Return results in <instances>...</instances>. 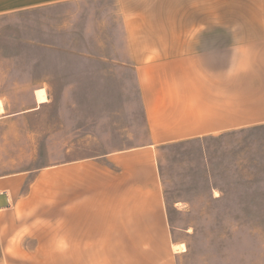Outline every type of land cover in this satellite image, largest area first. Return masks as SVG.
<instances>
[{
    "label": "crops",
    "instance_id": "obj_1",
    "mask_svg": "<svg viewBox=\"0 0 264 264\" xmlns=\"http://www.w3.org/2000/svg\"><path fill=\"white\" fill-rule=\"evenodd\" d=\"M0 41L30 111L61 97L88 136L111 115L136 140L68 157L48 139L49 165L0 172V264H177L159 155L264 124V0H0Z\"/></svg>",
    "mask_w": 264,
    "mask_h": 264
},
{
    "label": "rangeland",
    "instance_id": "obj_2",
    "mask_svg": "<svg viewBox=\"0 0 264 264\" xmlns=\"http://www.w3.org/2000/svg\"><path fill=\"white\" fill-rule=\"evenodd\" d=\"M27 58L17 63L23 65L24 84L30 83L31 75ZM11 68L14 62L0 56V116H10L0 122V172L49 165L48 139L61 151L65 143L71 150L68 157L94 155L101 144L125 146L136 141L111 138V115L101 118L107 137L88 136L94 132L75 126L80 121L93 124L94 115H71L61 97L30 111L32 91L14 85ZM115 116L125 119L120 123L125 126L137 115ZM63 128L76 136L63 135ZM159 164L172 235L179 243L174 247L177 264H264V124L166 146Z\"/></svg>",
    "mask_w": 264,
    "mask_h": 264
},
{
    "label": "bare ground",
    "instance_id": "obj_3",
    "mask_svg": "<svg viewBox=\"0 0 264 264\" xmlns=\"http://www.w3.org/2000/svg\"><path fill=\"white\" fill-rule=\"evenodd\" d=\"M46 91L44 89H40L37 91V99L39 101H46L47 99ZM8 204V199L5 197L3 193H0V206H4Z\"/></svg>",
    "mask_w": 264,
    "mask_h": 264
},
{
    "label": "water",
    "instance_id": "obj_4",
    "mask_svg": "<svg viewBox=\"0 0 264 264\" xmlns=\"http://www.w3.org/2000/svg\"><path fill=\"white\" fill-rule=\"evenodd\" d=\"M4 194V193H3ZM5 195V197H6V194H4ZM5 206V205H4ZM1 207V206H0Z\"/></svg>",
    "mask_w": 264,
    "mask_h": 264
}]
</instances>
